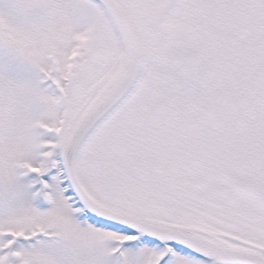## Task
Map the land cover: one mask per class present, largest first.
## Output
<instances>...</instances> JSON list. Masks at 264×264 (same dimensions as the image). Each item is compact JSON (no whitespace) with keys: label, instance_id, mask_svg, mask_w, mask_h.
<instances>
[{"label":"snow or ice","instance_id":"obj_1","mask_svg":"<svg viewBox=\"0 0 264 264\" xmlns=\"http://www.w3.org/2000/svg\"><path fill=\"white\" fill-rule=\"evenodd\" d=\"M0 264H264V0H0Z\"/></svg>","mask_w":264,"mask_h":264}]
</instances>
